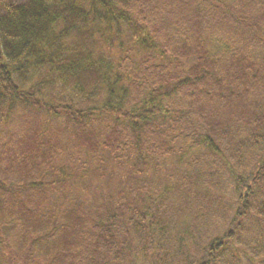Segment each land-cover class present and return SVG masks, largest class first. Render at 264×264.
Segmentation results:
<instances>
[{
	"label": "trees",
	"instance_id": "obj_1",
	"mask_svg": "<svg viewBox=\"0 0 264 264\" xmlns=\"http://www.w3.org/2000/svg\"><path fill=\"white\" fill-rule=\"evenodd\" d=\"M1 8L0 264H264V0Z\"/></svg>",
	"mask_w": 264,
	"mask_h": 264
},
{
	"label": "rangeland",
	"instance_id": "obj_2",
	"mask_svg": "<svg viewBox=\"0 0 264 264\" xmlns=\"http://www.w3.org/2000/svg\"><path fill=\"white\" fill-rule=\"evenodd\" d=\"M9 1L24 2L26 0H0V11L2 10V8H1L2 3L9 2ZM217 105H218V103H217ZM219 107L221 108L222 114H224L225 113V108L222 106V104H219ZM87 157L88 156L84 153L83 150H81L79 153L75 154V160L78 163H79V161L80 162L81 161H85V159H87L88 163L90 162L88 164V167H89L88 170L91 172L89 177H90V179H92V181H96V180H98V178L94 177V175L97 173V170L95 168L97 166V162H94V161H92V158H87ZM204 159L207 160V161H212V162L215 161L214 158L209 157V154H207ZM107 160H108V162H109V164L111 166L110 169L113 170V174L115 175V182H117V183L120 182L121 184H124V185L130 183L129 178L127 177V175L125 173H120V171L123 168L115 167V163L112 160H110L109 157L107 158ZM166 162H168L170 164L167 168H166ZM175 163L179 164V165H177L176 171H175L174 174H172V176H173V179H174L175 183L181 184L182 180H183V176L182 175L184 174V172L186 170V167H185V165H181L180 163L174 161V165H175ZM66 164H67V162H66V159H65L64 155L59 156V158L55 159V161L53 162V165L57 166V169L61 168V166L65 167ZM159 166H160V169L164 168V172H162V174H160L159 176L169 179L170 177L167 174L173 172V166H172L171 162H169L168 160H165L163 162V164L159 165ZM182 166L185 167L184 170H183ZM106 167L108 169L109 165H106ZM86 181H87V179L85 180L84 178H79L76 181H72L71 183H69L65 190L68 192V194L70 196H74V195L78 194L79 196L84 197V201H87L88 199L93 197V194L90 192V189H91L90 187L83 186L82 183H84ZM223 181H224L225 184H227L229 186L232 184V181H231V179L229 177V174L227 172H225V175H223ZM229 186H228V188H227L228 190H227V192L225 194L228 197H231V196L235 195V192L233 191L232 187L229 188ZM80 189H81V191H79ZM179 189H181V191L182 190L184 191V189H182V188H179ZM47 198H51L49 193H47ZM48 207H49L50 210H52V205H50V202L46 203V208H48ZM35 216H37V215L35 214ZM216 228H217V226L214 225L213 226V233L208 236L209 240H213V238L216 236L215 234H217L219 237L221 236L220 232L221 233L223 232L222 231L223 228H218V229H216ZM20 234H22V233H20ZM26 237H27V234H22L21 238H26ZM211 264H217L216 257L212 258Z\"/></svg>",
	"mask_w": 264,
	"mask_h": 264
}]
</instances>
